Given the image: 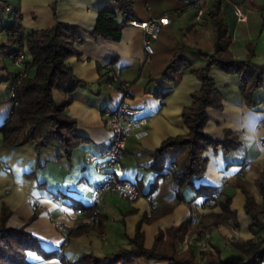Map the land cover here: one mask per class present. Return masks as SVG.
Returning a JSON list of instances; mask_svg holds the SVG:
<instances>
[{"label":"crops","instance_id":"crops-1","mask_svg":"<svg viewBox=\"0 0 264 264\" xmlns=\"http://www.w3.org/2000/svg\"><path fill=\"white\" fill-rule=\"evenodd\" d=\"M214 1L133 0L135 19L165 16L159 37L153 42L154 52L146 56L141 28L126 23L119 40L94 38L87 32L93 29L100 9L115 5L114 0H0V4L3 3L2 7L0 5V125L13 106L9 85L21 70L11 57L21 48V41L7 34L5 26L17 15L26 40L33 30L51 27L58 20L78 25L84 38L83 43H75L81 55L67 59L79 84L72 89L73 83L69 80L52 88L56 103L66 104L67 114L76 120V133L83 138L70 155H65L57 145H45L39 150L34 142L2 146L0 133V211L5 206L10 211L7 225H25L45 251H53L54 256L47 259L28 252L33 264H62L60 256L74 261L84 252L102 255L116 251L119 246H129L137 222L143 215H150L152 208L171 207L163 215L142 221L140 230L145 247L153 244L159 229L165 231L190 217L196 225L203 214L221 210L218 205H204L205 196L197 195L192 186L179 187L173 178V173L187 163L185 146L165 151L161 175L149 169L152 152L163 140L188 132L182 109L192 102L191 92L200 87L191 69L201 68L206 63L196 50L213 52L214 31L208 10ZM235 5L246 11L245 21L237 19ZM199 6L203 13L197 20ZM219 14L227 23L233 56L245 59L247 45L252 44V62L264 65V0H221ZM114 20L122 21L118 11ZM181 45L186 46L184 56L191 66L179 71L173 81H167L162 73ZM109 72L129 82L128 103L139 110V115L148 118L144 128L128 137L126 153L116 165L118 177L135 181L141 196L130 202L118 193L106 194L99 212L105 218L103 233L90 230L65 240L55 225L63 224L68 230L87 222L83 207L92 205V189L103 176L89 156L107 148L111 131L104 123L103 114L113 110L121 98L118 90L107 86ZM208 74L215 81L222 106L207 107L204 131L216 139L232 131L240 143L226 153L221 145L208 146L203 152L207 159L205 169L193 184L216 187L217 200L229 196L237 227L234 231L223 228L221 232L213 228L208 236L201 235L200 239L218 246L222 257L244 261V255L227 242L232 237L264 238V229L250 230L251 217L244 210L245 194L241 189L247 188L257 203L262 202L255 179L264 168V74L263 86L253 91L252 104H248L241 93L238 74L226 73L215 65L209 67ZM178 193L182 199H178ZM34 211L36 218L28 221ZM178 246H182V241H176V248ZM164 262L138 257L129 264Z\"/></svg>","mask_w":264,"mask_h":264},{"label":"trees","instance_id":"trees-1","mask_svg":"<svg viewBox=\"0 0 264 264\" xmlns=\"http://www.w3.org/2000/svg\"><path fill=\"white\" fill-rule=\"evenodd\" d=\"M115 5L103 6L97 14L94 27L87 31L92 37H102L110 40H119L122 27L130 20L135 19L133 0H114ZM221 0H215L208 10V15L214 31L213 52L207 53L197 49V53L206 59L201 68L191 69L200 81L198 90L191 92L192 102L182 109V119L188 127L186 134L169 136L152 152L153 162L149 169L162 174L165 151L169 148L185 146L187 149V163L178 172L173 173V178L179 187L192 186L197 195H212L218 197L219 190L210 185L195 187L193 180L201 175L207 162L203 152L208 146L221 145L224 152L236 148L239 145L237 136L232 131H227L222 139H216L207 135L204 125L207 121L206 109L209 106L221 108V97L215 87V81L208 74L209 67L215 65L226 73H236L240 78V90L248 104H252V94L257 88L263 86L264 65L252 62L254 46L248 44V53L245 59H236L231 50V39L228 35V26L220 16ZM122 16L121 22H116V12ZM11 30L9 35L17 37L21 41V47L31 55V60L26 62L27 75L15 86L16 101L12 106L9 116L0 125L1 145L17 146L27 142H34L36 149L45 145H57L62 148L65 155H70L72 149L83 139L76 133V120L69 116L65 110L66 104L56 103L52 88L65 81L71 80L72 89L80 80L75 77L67 64V59L72 56L79 57L81 52L75 43H83L81 28L76 24L62 21L47 28L36 29L30 32L24 40L22 27L18 18L5 26V31ZM8 34V33H7ZM185 45H181L170 57L162 77L167 81H173L181 70L189 69L191 64L184 56ZM108 79V78H107ZM155 180V184H156ZM262 198L257 203L253 193L242 187L245 194L244 210L251 217L250 230L264 229V168L255 179ZM178 199L182 196L178 193ZM220 207L219 212H208L201 216L200 223L193 225L190 217L177 225H171L163 231L159 229L154 235L153 244L144 246V234L140 230L143 220H151L167 213L171 207L152 208L150 215H143L137 222L135 234L129 238V246H119L114 252L97 255L92 251L84 252L74 261L60 256L62 264H129L134 258L158 259L165 261L162 264H257L264 258V238L247 239L232 237L229 244L244 255V261H238L229 257H222L220 248L211 244L214 252L201 249L197 244L198 236L192 238L187 247L178 252L176 241H182L186 236L204 234L210 232L219 224H225L232 219L237 227L235 212L230 209V197L224 200H214L212 207ZM86 217L92 216L91 222L80 223L73 228L66 229L65 240L71 236L96 230L103 233L105 218L101 213H94L92 205L83 207ZM10 211L2 206L0 211V264H31V254L50 258L53 251H45L39 240L28 230L25 225H7ZM36 218V212L28 221ZM202 220H206L202 223ZM208 220V221H207Z\"/></svg>","mask_w":264,"mask_h":264},{"label":"built area","instance_id":"built-area-1","mask_svg":"<svg viewBox=\"0 0 264 264\" xmlns=\"http://www.w3.org/2000/svg\"><path fill=\"white\" fill-rule=\"evenodd\" d=\"M203 13L202 6L196 9V19L200 20ZM234 13L239 21H245L247 18L246 11L240 6H234ZM17 17V15H16ZM165 21V16H151L145 20L130 19L127 23L141 28L144 36L142 39V48L146 56L154 52L153 42L159 37L161 26ZM7 33H12L7 30ZM13 62L21 67L9 85V99L12 104L16 101L15 86L27 75L26 62L31 60V55L22 46L12 54ZM107 86L111 90H118L121 98L113 110L106 111L103 114L105 125L111 131V138L107 148L100 154H91L89 160L93 162L97 171L103 174L102 179L98 181L92 189V201L94 213H99L103 203L104 196L110 193H118L124 199L134 202L140 198L141 194L135 181L129 178L118 177L116 165L121 161L126 153V142L136 130L144 128L148 123V118L139 115V110L131 106L127 99L129 98V82L120 79L117 73L109 72ZM216 195L204 200L203 204H212ZM87 222L92 221L91 217H86ZM56 228L66 237V227L63 224L55 225ZM224 227L234 231L236 226L232 219H228ZM221 232V231H219ZM201 249H208L214 252V248L204 241H197ZM229 244V242H227ZM257 264H264V258L258 260Z\"/></svg>","mask_w":264,"mask_h":264},{"label":"rangeland","instance_id":"rangeland-1","mask_svg":"<svg viewBox=\"0 0 264 264\" xmlns=\"http://www.w3.org/2000/svg\"><path fill=\"white\" fill-rule=\"evenodd\" d=\"M0 5H1V7H2L3 3H1ZM212 204H213V203H212ZM212 204H208L207 206L212 207ZM223 228H226V227H224V224H219L218 226L215 227V229H217L218 231H221V229H223ZM201 235H203V236H208V232H206V233H204V234H203V233H202V234H195V233H194V235H192V236L190 237L189 240H188L189 237L186 236V237L182 240V246H178L177 251L180 252V251L184 250V249L187 247V243H188L192 238H195V236H198L197 238H198L199 241H204V240H201V239H200V236H201ZM204 242H206V243H208L209 245H211V244H210L209 242H207V241H204ZM30 262H32L31 264H33V261H30Z\"/></svg>","mask_w":264,"mask_h":264},{"label":"bare ground","instance_id":"bare-ground-1","mask_svg":"<svg viewBox=\"0 0 264 264\" xmlns=\"http://www.w3.org/2000/svg\"><path fill=\"white\" fill-rule=\"evenodd\" d=\"M53 262H56V261H53ZM57 263V262H56ZM58 264V263H57Z\"/></svg>","mask_w":264,"mask_h":264}]
</instances>
